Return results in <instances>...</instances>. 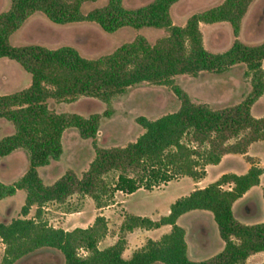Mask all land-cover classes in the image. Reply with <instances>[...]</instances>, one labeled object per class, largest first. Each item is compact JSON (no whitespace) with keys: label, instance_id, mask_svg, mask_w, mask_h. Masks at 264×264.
<instances>
[{"label":"trees","instance_id":"16d2710c","mask_svg":"<svg viewBox=\"0 0 264 264\" xmlns=\"http://www.w3.org/2000/svg\"><path fill=\"white\" fill-rule=\"evenodd\" d=\"M94 1L10 0L8 9L0 12V58L17 62L30 75L27 87L0 94V117L14 127L12 133L0 138V157L18 149L28 157V167L17 180L6 183L0 179V200L17 190L25 191L22 217L0 221V239L5 246L0 264H13L42 248L58 250L62 264H246L247 257L264 252V221L240 222L234 216L233 203L260 182L264 166L253 162L244 173L224 172L206 186L176 198L168 214L158 219L124 214L121 233L170 225L169 232L158 239L147 238L129 257L123 256V235L109 246L98 247L108 229L102 214H97L90 225L70 230L42 220L41 207L46 202H62L75 191L88 195L97 208H103L115 203L117 192L151 190L182 176L199 180L206 174L205 166L218 163L223 154L246 153L251 142L264 140V116L255 117L250 111L264 95V41L247 44L238 38L241 21L253 0H222L191 14L184 24H174L170 15V8L179 0H152L136 7H127L122 0H107L83 11L85 3ZM35 12L56 24L87 21L106 32L153 27L166 33L154 42L138 34L110 53L94 58L81 55L71 45L51 48L34 43L12 44L13 32ZM215 22L228 23L234 36L222 51L206 48L199 27L200 23ZM240 63L246 66L251 84L242 102L215 109L193 102L185 91L174 86L180 99L177 110L154 119L137 116L143 132L124 146L100 147L93 142L95 156L81 178L67 171L52 184H45L40 177L39 167L60 158L64 130L72 127L82 138L94 139L100 119L112 113V99L130 86L141 82L167 84L181 74L220 73ZM83 96L98 98L108 107L85 117L74 112L56 113L48 106L50 99L70 102ZM231 138L237 140L226 143ZM109 172L114 175L105 180L103 176ZM33 205L35 214L27 217ZM191 210L211 212L224 242L222 250L210 259L193 260L188 255L185 229L177 219Z\"/></svg>","mask_w":264,"mask_h":264},{"label":"rangeland","instance_id":"374dc122","mask_svg":"<svg viewBox=\"0 0 264 264\" xmlns=\"http://www.w3.org/2000/svg\"><path fill=\"white\" fill-rule=\"evenodd\" d=\"M107 0H96L85 3L83 11L103 5ZM127 7H136L152 0H122ZM222 0H179L170 8L174 24H184L193 13L205 10L221 3ZM10 0H0V12L8 9ZM204 45L211 51H222L230 46L234 36L226 22L200 23ZM163 29L144 27L134 29L123 27L113 32L104 31L94 22H74L56 24L41 12L31 14L10 37L14 45L41 44L47 47L71 45L79 53L88 58L110 53L122 43L133 40L138 34L145 36L150 42L164 35ZM238 38L247 44L264 41V0H253L241 21ZM264 68V59L262 60ZM246 66L235 64L220 73L202 71L197 75L181 74L171 78L167 84H151L141 82L127 88L122 95L114 97L110 108L112 113L102 117L94 139L82 138L75 128H67L62 135L63 152L58 160L39 167L38 173L45 184H52L65 172H73L81 178L95 156L93 142L100 147L124 146L134 141L143 128L136 122V117L143 115L150 119L175 111L180 106V99L173 90L178 86L185 91L195 103H206L212 108L223 109L242 102L251 90L250 75L246 74ZM30 84V75L21 66L8 58H0V94L14 92ZM48 106L56 113L74 112L82 116L90 113H102L108 106L95 97H79L70 102L48 100ZM251 114L255 117L264 116V95L251 105ZM14 131L13 125L0 117V138ZM242 135V134H241ZM189 138V137H188ZM231 138L226 143H233ZM203 147H208L204 144ZM226 154V153H225ZM251 162L264 165V140L251 142L246 154L231 153L225 155L218 163L205 166L206 175L200 183L206 186L224 172L244 173ZM28 167V157L24 150L18 149L0 157V179L6 183L17 180ZM113 172L104 175L105 180L113 176ZM196 180L182 176L170 180L166 184L151 190L139 188L130 194L117 192L115 206L112 204L97 208L88 195L75 191L64 201H49L41 207V218L47 224L70 230L74 227L90 225L97 214L107 220V234L98 244L104 248L111 240L123 235L129 243L125 244L124 257H129L135 249L142 246L140 229L121 233L120 224L126 213L148 216L158 219L169 212L170 204L178 197L188 194ZM264 173L260 183L252 187L248 197L252 198L235 206L237 219L246 224L264 221ZM25 191L17 190L14 195L0 200V221L9 222L13 218L22 217L20 208L24 203ZM115 204V203H114ZM36 206L33 205L27 217L34 216ZM101 212V213H99ZM253 213V214H252ZM122 216V217H121ZM122 219V220H120ZM177 224L184 227L185 238L189 246V257L193 260L210 259L222 250L224 242L220 238L212 213L207 210H191L177 219ZM170 226L150 229L152 238H159L169 232ZM139 234V235H138ZM138 235V236H137ZM114 241V242H115ZM143 242V243H142ZM4 244L0 239V260L4 253ZM83 253V250H80ZM130 254V255H129ZM264 260V252H256L247 257L246 264H259ZM63 256L51 248L38 249L16 260L13 264H62ZM161 264V263H155Z\"/></svg>","mask_w":264,"mask_h":264},{"label":"crops","instance_id":"0c3cea01","mask_svg":"<svg viewBox=\"0 0 264 264\" xmlns=\"http://www.w3.org/2000/svg\"><path fill=\"white\" fill-rule=\"evenodd\" d=\"M228 154H231V153H226V154H223L222 155V157H221V159L222 158H224V156L225 155H228ZM239 154H246V153H239ZM220 159V160H221ZM256 164L257 165H259V163H257L256 162ZM250 166V164H248L247 166H246V170L248 169V167ZM259 166H264V165H259ZM230 172V171H229ZM246 172V171H245ZM222 174V173H221ZM220 174V175H221ZM238 174V173H237ZM241 174V173H240ZM206 175V174H205ZM219 175V176H220ZM262 175V174H261ZM218 176V177H219ZM217 177V178H218ZM261 177V176H260ZM202 179V178H201ZM216 180V179H215ZM260 183V182H259ZM256 186V185H255ZM201 187H204V185L202 184V183H200V179L199 180H196L194 183H193V189H195V188H201ZM252 187H254V186H252ZM251 187V188H252ZM251 188H249L240 198H238L234 203H233V212H234V216H235V218L237 219V216H236V214H235V206H236V204L237 205H243V203L244 202H246L247 200H250V199H252V198H250V197H248L247 195H248V192H249V190L251 189ZM264 188V187H263ZM192 189V190H193ZM263 190V189H262ZM116 196H117V194H115V198H116ZM116 202L117 201H115V204H112L111 206H115L116 205ZM103 210H105V208H103ZM99 213H101V212H99ZM253 214V213H252ZM122 217V216H121ZM120 220H122V219H120ZM238 220V219H237ZM166 225H162L161 227H165ZM168 226H170V225H168ZM160 228V227H159ZM136 229H138V228H136ZM156 229V228H155ZM158 229V228H157ZM133 231H135V229L133 230ZM150 231V229L149 230H146V229H140V231H139V234L142 236V241H144V240H146L147 238H152V237H150L149 236V234H148V232ZM138 234V235H139ZM137 235V236H138ZM152 239H157L156 237L155 238H152ZM114 241H115V239H113V240H111L110 241V243L111 244H113L114 243ZM126 243H127V245H128V243H129V241H128V239H127V237H126ZM143 243V242H142ZM111 244H109L108 243V245L107 246H109V245H111ZM187 248H188V255H189V246H188V243H187ZM130 255V254H129ZM254 255V254H253ZM252 256V255H251Z\"/></svg>","mask_w":264,"mask_h":264}]
</instances>
